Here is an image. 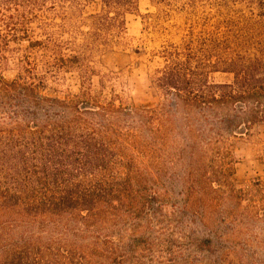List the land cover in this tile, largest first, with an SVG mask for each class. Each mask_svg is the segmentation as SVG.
Listing matches in <instances>:
<instances>
[{
	"label": "rangeland",
	"instance_id": "rangeland-1",
	"mask_svg": "<svg viewBox=\"0 0 264 264\" xmlns=\"http://www.w3.org/2000/svg\"><path fill=\"white\" fill-rule=\"evenodd\" d=\"M260 1L136 0L122 13L121 31L108 41L89 33L94 29L89 15L102 11L99 0H82L76 9L66 2L64 8H71L66 20L57 7L25 10L24 19L16 18L21 30L5 40L0 64L5 80H40V93L51 97L84 90L117 106L161 110L163 142L154 126L134 115L86 114L92 125L109 123L121 134L119 149L129 168H120L117 183L129 194L112 235L133 243L135 255L146 241L144 264H264V122L230 138L226 163L193 162L188 143L200 141L197 127L188 131L184 114L172 109L170 95L154 83L165 46L180 45L191 31L229 44L250 33L249 22L261 20ZM35 40L41 43L29 44ZM58 40L60 46L54 45ZM59 57L66 59L61 63ZM24 67L34 76L28 78ZM204 77L232 80L231 73L211 69ZM1 115L0 124H7Z\"/></svg>",
	"mask_w": 264,
	"mask_h": 264
},
{
	"label": "trees",
	"instance_id": "trees-1",
	"mask_svg": "<svg viewBox=\"0 0 264 264\" xmlns=\"http://www.w3.org/2000/svg\"><path fill=\"white\" fill-rule=\"evenodd\" d=\"M81 1L0 0V64L5 40L21 30L16 18L24 19L25 10L57 7L64 21L71 8L63 4L76 9ZM99 1L102 11L89 15L94 26L89 33L108 41L121 31L122 13L136 0ZM260 2L261 20L249 22L250 33L230 45L191 31L180 45L161 50L164 63L156 69L154 83L170 95L172 109L184 114L188 131L197 127L200 141L188 143L193 162L226 163L230 138L264 122V0ZM22 32L27 34V28ZM65 59L58 58L61 63ZM209 69L229 72L232 80L209 82L204 77ZM23 70L28 78L34 76L30 67ZM41 85L40 80H5L0 74V114L8 119L0 124V264H144L140 258L148 255L146 241L135 255L133 243L112 235L129 194L125 184L117 183L120 168H129L119 149L121 134L109 123L92 125L86 114L134 115L154 126L163 142L161 110L117 106L84 90L51 97L40 93Z\"/></svg>",
	"mask_w": 264,
	"mask_h": 264
}]
</instances>
